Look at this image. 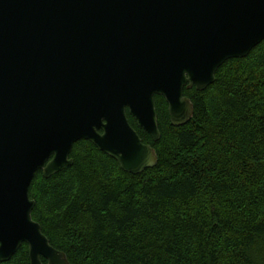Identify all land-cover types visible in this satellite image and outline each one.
<instances>
[{"label":"water","instance_id":"water-1","mask_svg":"<svg viewBox=\"0 0 264 264\" xmlns=\"http://www.w3.org/2000/svg\"><path fill=\"white\" fill-rule=\"evenodd\" d=\"M264 41V0H0V262L24 244L30 264H70L34 220L30 197L71 166L85 139L140 174L158 155L155 95L174 126L229 59Z\"/></svg>","mask_w":264,"mask_h":264},{"label":"trees","instance_id":"trees-1","mask_svg":"<svg viewBox=\"0 0 264 264\" xmlns=\"http://www.w3.org/2000/svg\"><path fill=\"white\" fill-rule=\"evenodd\" d=\"M184 94L195 111L181 126L155 97L157 141L129 118L153 168L126 172L82 139L73 165L36 174L33 218L70 264H264V41ZM0 264H30L28 244Z\"/></svg>","mask_w":264,"mask_h":264},{"label":"flooded vegetation","instance_id":"flooded-vegetation-1","mask_svg":"<svg viewBox=\"0 0 264 264\" xmlns=\"http://www.w3.org/2000/svg\"><path fill=\"white\" fill-rule=\"evenodd\" d=\"M157 95H155V97H156ZM155 101H156V99H155ZM126 115H127V117L128 118H135L134 116H132L131 115V113H130V109H129V107L128 106H126Z\"/></svg>","mask_w":264,"mask_h":264}]
</instances>
